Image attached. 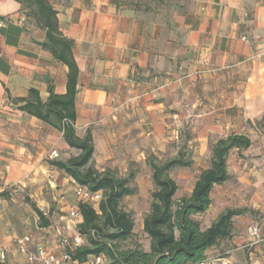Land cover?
<instances>
[{
  "label": "crops",
  "instance_id": "crops-1",
  "mask_svg": "<svg viewBox=\"0 0 264 264\" xmlns=\"http://www.w3.org/2000/svg\"><path fill=\"white\" fill-rule=\"evenodd\" d=\"M48 2L60 32L73 43L74 130L79 138L90 131L95 168L118 176L180 141L192 166L216 139L247 136L251 144L231 149L229 178L210 194L211 202L223 201L222 211L238 210L231 236L206 254L231 241L234 256L264 264V242L252 249L242 244L252 224L264 235V0ZM45 40L29 8L0 0V257L5 264H40L10 249L15 227L32 232L20 236L30 235L31 249L42 243L58 251L61 238L71 240L82 220L69 215L76 206L68 204L70 192L76 200L74 180L51 163L76 156L79 149L68 146L58 128L22 109L31 88L41 102L50 90L57 95L67 90L68 67L42 46ZM53 149L56 158L50 157ZM31 203L48 217L47 227H39ZM56 211L60 221L52 224ZM37 230L57 237L35 240Z\"/></svg>",
  "mask_w": 264,
  "mask_h": 264
},
{
  "label": "trees",
  "instance_id": "trees-1",
  "mask_svg": "<svg viewBox=\"0 0 264 264\" xmlns=\"http://www.w3.org/2000/svg\"><path fill=\"white\" fill-rule=\"evenodd\" d=\"M29 8L40 27L45 30L42 46L53 57L68 67L67 90L63 95L50 94L41 102L35 89L29 90V98L22 109L58 128L70 147L79 149L76 156L51 163L71 177L76 184L91 191L101 190L102 199L96 210L92 205L78 202L82 220L78 233L85 243L71 251V257L85 261L91 256L105 258L103 264H198L207 258V250L222 239L230 238L232 217L238 210L226 208L206 228L194 217L204 213L211 204V191L216 184L229 178L227 157L231 149L247 148L251 141L243 134H229L209 145V164L202 169L191 192L175 199L177 183L169 175L176 167L192 164L190 152L181 147L176 156L162 162L153 155L146 159L151 170L154 189L151 193L149 212L142 222V230L149 238L148 250L140 245L120 248L118 243L131 237L134 221L120 206L121 199L134 190L129 180L132 172L118 177L108 171H99L93 164V143L90 131L79 138L75 135V107L77 65L72 54V40L62 35L58 27L56 10L48 0H15ZM38 216L39 227H47L46 215L31 203ZM243 264H249L248 262Z\"/></svg>",
  "mask_w": 264,
  "mask_h": 264
},
{
  "label": "rangeland",
  "instance_id": "rangeland-1",
  "mask_svg": "<svg viewBox=\"0 0 264 264\" xmlns=\"http://www.w3.org/2000/svg\"><path fill=\"white\" fill-rule=\"evenodd\" d=\"M184 147L183 144H181V141L175 142L172 144L169 148L161 151H156L155 154H150L155 157L156 161L162 162L168 158L176 156L178 150ZM187 151V146L184 147ZM149 155V156H150ZM204 155V154H203ZM148 156V157H149ZM147 157V158H148ZM146 158V159H147ZM209 164V152L205 154V156L202 157L199 162L193 164L190 167H176L172 169L169 172V175L175 180L177 183V191L175 193L174 198L178 199L181 196L188 195L191 192V189L194 185V182L196 181V178L199 174V171L208 166ZM129 172H132L133 176L129 180L130 187L134 190V192L130 195L124 196L120 201V206L127 211L130 216L132 217L134 221V228L133 233L130 238H128L125 241H122L118 243V246L120 248H127L132 247L134 245H140L141 248L144 250H148L149 247V238L146 236V234L142 230V222L145 217V215L149 212L150 207V201H151V193L154 189L153 182L151 180V170L146 163V160L144 162L140 163H134L131 165V167L121 174H118V176L124 177ZM68 204L70 205H77V202L75 199H73L72 193L70 192V195L68 197ZM223 201H218L215 198H213L209 208L202 214H197L194 217L200 222L201 228H206L215 218L216 216L223 210L224 208ZM57 211L53 214L54 218L52 219L51 223H59V216L57 215ZM60 225V224H59ZM16 228V238L20 237L24 233H28L32 235L31 231H19L18 227ZM35 231V229H33ZM57 236L54 234L46 233L41 230H37L36 233L33 234V238L35 240H54ZM13 238L11 240V250H15L16 252H19L17 250V239ZM83 243H85V237L82 236ZM246 240L242 243L244 244ZM235 247V244L231 241H224L220 247H217L215 250L212 249L208 254L207 257L209 259H213L215 263L218 264H240V261H243L244 263L248 262L249 260L246 256H242L240 259L234 256V252L231 250ZM222 249H225L224 252H221ZM229 251V253H227ZM245 254V253H244ZM229 260V262H224L221 258H229L233 257ZM5 258L0 257V264H5ZM102 262L100 264H103L105 262V258H102ZM250 264V263H249Z\"/></svg>",
  "mask_w": 264,
  "mask_h": 264
},
{
  "label": "built area",
  "instance_id": "built-area-1",
  "mask_svg": "<svg viewBox=\"0 0 264 264\" xmlns=\"http://www.w3.org/2000/svg\"><path fill=\"white\" fill-rule=\"evenodd\" d=\"M50 157H58V152L53 149L50 151ZM74 196L77 203L83 202L89 205H92L96 210H98V205L102 199V191L96 190L91 191L86 186L76 184L74 185ZM70 217L74 219H82L81 213L77 207H73L69 211ZM248 238L243 244L244 248L252 249L258 244L264 242V235L260 231V226L258 223L252 224L248 230ZM17 250L24 254L29 261H36L40 264H97L102 260L101 256H91L85 261H78L71 257V251L76 247L83 244V238L78 233L69 240L68 238H61L59 241L60 250L56 251L54 249H49L45 247L42 243H37L31 249L32 238L30 235H24L20 238H17ZM228 253V251H227ZM198 264H218L215 263L213 259L208 257Z\"/></svg>",
  "mask_w": 264,
  "mask_h": 264
}]
</instances>
